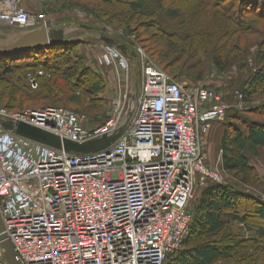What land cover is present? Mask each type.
<instances>
[{
  "label": "built area",
  "instance_id": "2783aa9c",
  "mask_svg": "<svg viewBox=\"0 0 264 264\" xmlns=\"http://www.w3.org/2000/svg\"><path fill=\"white\" fill-rule=\"evenodd\" d=\"M22 2L0 1L2 29L48 27L45 13ZM105 45L100 65L121 76L123 90L103 124L59 106L11 112L0 104V214L22 264H165L190 233L196 188L226 184L203 149L211 124L226 117L222 96L178 82L141 48L131 61ZM28 80L38 88L34 75ZM1 122L78 144L124 131L105 150L77 154L17 136ZM0 264H8L1 242Z\"/></svg>",
  "mask_w": 264,
  "mask_h": 264
},
{
  "label": "trees",
  "instance_id": "16d2710c",
  "mask_svg": "<svg viewBox=\"0 0 264 264\" xmlns=\"http://www.w3.org/2000/svg\"><path fill=\"white\" fill-rule=\"evenodd\" d=\"M104 1L109 3L114 0ZM118 1L123 2L132 15L151 20L153 37H164L166 49L159 54V60L166 65L164 70L170 75L168 70L172 71L176 77L188 67L190 76L203 80V70L197 72L196 68H203L207 62L219 72H225L232 61L228 59L224 63L223 56L230 57L228 46L239 39L236 36L262 35L258 26L264 25V0H174L176 9L164 14L172 29H168L170 25L166 28L153 19L158 11L163 12L167 0ZM74 8L83 7L75 3ZM204 19L210 20L211 27L198 29ZM217 30L222 34L219 35ZM260 38L254 43L259 49L255 63L260 72L251 78L249 89L243 91L248 103L254 100L255 93L260 90L264 92V35ZM75 47H68V43L64 42L11 58L0 56V86L6 89L2 91L5 95L3 100L10 107L2 105L10 110L28 102L67 107L79 100L66 95L67 86L71 93H82L85 95L83 100H88L82 106H77L78 111L84 114L100 112L103 101L99 96L106 88L105 81L97 72L82 69L74 63ZM234 48L244 51L239 45H234ZM58 51L62 52L60 56ZM243 54L240 53L241 62L250 56ZM40 71L44 76H39ZM29 74L36 77L38 91H32ZM251 113H264V105ZM229 116L236 121L242 118L237 110ZM243 124L244 129L233 121L227 123L223 140L224 169L234 173L244 187L255 185V178L258 185L264 188L248 157V154L258 150L264 151V124L247 120ZM252 202L260 204L256 209L253 207V211L250 210ZM242 204L244 208H241ZM195 213L182 248L171 255L165 264H264V202H260L252 193L241 187L210 182L202 190Z\"/></svg>",
  "mask_w": 264,
  "mask_h": 264
},
{
  "label": "rangeland",
  "instance_id": "374dc122",
  "mask_svg": "<svg viewBox=\"0 0 264 264\" xmlns=\"http://www.w3.org/2000/svg\"><path fill=\"white\" fill-rule=\"evenodd\" d=\"M37 1V4L39 3V7L33 10L30 9L28 11L32 14H37L38 12L45 13L47 16L46 23L48 25V28L65 29L68 32V37L65 41L66 43H68V47H71V45L76 46V50L72 58L74 63L79 64L82 69L86 68L97 72L105 81L106 88L104 92H102L99 96V98L103 101V107L100 112L98 111L95 114H84L81 113V111H78L77 106H82V104L86 103L88 100H83V96L85 95H83L82 93H71L69 87L65 86V93H67L66 95H70L71 99L75 97L79 100H76L77 103H73V105L67 106L68 108L63 106L62 107L72 111L75 110L79 115L89 118L91 125H101L99 124L100 122H106L109 119V115L111 112V103L116 97L121 95L123 90L121 76L115 71H112L111 68L105 70L100 65L99 59L103 54L104 49L106 48L105 42L101 40L102 37H111L121 45H128L130 51H133L135 48H141L149 57H151L155 61L158 66H160L162 69L166 68V65L161 63L159 60V54L166 49L164 48V37L160 35H158L157 37H153V32L152 30H150L151 20L132 15V13L127 9L126 5H124L123 2H120L118 0L110 1L109 3H106L104 0ZM173 2L174 0L165 1L163 12L162 10L158 11L153 18L155 21H159L158 23L166 28H168L171 23L167 19H165L164 14L165 12H169V10L176 9L173 5ZM75 3L82 5L83 8H74ZM65 7L68 9L65 10ZM237 7L238 5L236 4V9ZM210 23V20L204 19L203 23L199 26L198 29H207L208 26H210ZM258 27H261L260 29L262 35H237L236 37H239V39L237 38L235 42H232L234 44L231 43L228 46L231 55L229 58L223 56V60L225 63L229 59L232 61V63H230V67L225 72H219L208 62L204 65V69L201 66L196 68L197 72H201L203 70V80H199L194 78V76H190L188 67L183 70V73L181 71L178 77H176V75L172 73V71L168 70V72L171 73V76H173L178 82L194 85H204L220 93L223 101L229 107L226 113V123L233 121L240 127H243V129L244 120L264 124V113H251L252 111L260 109L264 105V92L262 93L260 92V90L258 93H255L253 96L254 100L249 103L245 102L243 92L251 83V78L258 72H260L255 63V58L258 54L259 49L255 46L254 43H256V41H260V37L264 35V25H260ZM168 29H172L171 25ZM218 34L221 35L222 33L218 31ZM234 45H239L243 48L244 51L241 52L239 49L235 50V48L233 50ZM60 51L57 52L58 56L62 54V52ZM240 53L243 56V53H247L248 56H250L246 61L241 62V60L239 59ZM247 54L245 56H247ZM190 64L192 65V62H190ZM208 64H210V66H208ZM101 72L104 73V76ZM131 73L133 81H136L140 74V70L136 63H134V66H132ZM22 78L21 81L26 84L25 80L23 81ZM64 85L67 84L64 83ZM0 87V103L6 106L8 105L10 107L9 103L3 100V97H5V95L2 91L6 89L2 88V86ZM37 89L32 88V91H38ZM241 94L243 95V98H240ZM49 106L51 105L47 106V103L45 102H39V104L28 102L24 105L18 104L17 106L13 107H17L18 109L8 110L11 112H17L42 109ZM238 106H242V108H239ZM235 110L239 111L240 117H242L239 121L232 120L229 116L230 113ZM215 151L216 153L214 157H216L214 160H212L213 163H211L210 158H208V167L213 171H220L224 177L226 185L241 187V189L252 193V195L257 197L260 202H264V188L258 185L256 179L254 178V183L257 186H255L254 184H252L251 187L242 186L240 180L234 173H229L223 168L222 159H224V155H222L221 150ZM218 157H221L222 162H218ZM248 157L250 159V164L255 168L259 179L264 184V151L258 150L256 153L248 154ZM206 186H198L194 192L193 199L190 203V210L194 215L196 214L195 207L198 204L202 190H204ZM252 203V208L250 209L251 211H253L254 208L256 209L257 207H259L257 205H260L259 202ZM243 206L244 204L241 205V208H244Z\"/></svg>",
  "mask_w": 264,
  "mask_h": 264
},
{
  "label": "water",
  "instance_id": "95a60500",
  "mask_svg": "<svg viewBox=\"0 0 264 264\" xmlns=\"http://www.w3.org/2000/svg\"><path fill=\"white\" fill-rule=\"evenodd\" d=\"M1 1V0H0ZM68 32L62 28H48L42 25L30 29H9L5 30L0 27V56L14 57L27 51L44 49L52 44H62L66 41ZM107 45L115 47L124 55L128 56L131 61L136 59L137 54L130 51L127 45H121L111 37H102L101 39ZM4 128L13 131L17 136L27 138L55 149L65 150L68 153L87 154L100 152L109 148L123 133L124 127L119 129L113 135L104 136L101 139L78 144L70 140H62L58 136L43 131L34 126L19 123L14 125L11 122H1ZM0 242L5 252V258L8 264H22L13 249L11 242L8 240L2 217L0 214Z\"/></svg>",
  "mask_w": 264,
  "mask_h": 264
},
{
  "label": "crops",
  "instance_id": "0c3cea01",
  "mask_svg": "<svg viewBox=\"0 0 264 264\" xmlns=\"http://www.w3.org/2000/svg\"><path fill=\"white\" fill-rule=\"evenodd\" d=\"M37 2H38L37 0H23L22 6L25 7V9L27 10H30V9L33 10L39 7V3L37 4ZM225 119L223 121L213 122L211 124V128L209 129V131L203 137V149L206 155L208 156V158H210L211 163H213L212 160H214L216 157V156L214 157L216 153L215 150H221V152L224 155L223 140H224L226 126H227ZM217 160L218 162H220L221 157H218ZM222 161H223V168H224V159H222Z\"/></svg>",
  "mask_w": 264,
  "mask_h": 264
}]
</instances>
